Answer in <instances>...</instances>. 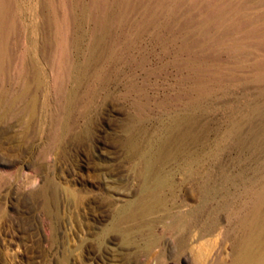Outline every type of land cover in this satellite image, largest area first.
Wrapping results in <instances>:
<instances>
[{
  "label": "rangeland",
  "instance_id": "rangeland-1",
  "mask_svg": "<svg viewBox=\"0 0 264 264\" xmlns=\"http://www.w3.org/2000/svg\"><path fill=\"white\" fill-rule=\"evenodd\" d=\"M2 18L0 76L32 86L0 97V264H192L182 234L216 264L245 180L264 188V0H6ZM146 177L164 203L131 219Z\"/></svg>",
  "mask_w": 264,
  "mask_h": 264
},
{
  "label": "bare ground",
  "instance_id": "bare-ground-1",
  "mask_svg": "<svg viewBox=\"0 0 264 264\" xmlns=\"http://www.w3.org/2000/svg\"><path fill=\"white\" fill-rule=\"evenodd\" d=\"M8 2H10V1H8ZM16 3H17V1H16ZM5 4H6V0H0V23H2V20H3L2 16H3ZM14 6H12V9ZM8 8H10V7H8ZM20 8H21V6H20ZM15 10H14V12H15ZM16 13H17V11H16ZM4 14H6V13H4ZM8 14H9V11H8ZM8 17H10V16L8 15ZM5 20H6V18H5ZM5 20H3V21L5 22ZM7 26H8V23H7ZM0 31H2V30L0 29ZM0 33H2V32H0ZM6 35H4V36H6ZM7 38H9V37L7 36ZM7 41L9 42L8 39H7ZM2 42H3V40H2ZM8 42H6V47H7ZM7 49H9V48H7ZM21 50H22V56L26 55L27 48L26 49L21 48ZM4 52H3V54H5ZM7 52H9V51H7ZM0 53H2L1 50H0ZM19 53L21 54L20 50H19ZM22 60H24L23 61L24 66H25V61L28 65L30 63L32 64V68H33L32 72L34 75V80L36 79L35 83L37 82V85H40L39 78H38L39 70H38L37 66L34 64L33 60L32 59L28 60V57L27 58L23 57ZM3 61H5V59ZM8 62H10V57H9ZM3 64H4V62H3ZM21 65H22V63H21ZM79 67H81V65ZM84 67H87V66H84ZM9 68H10V66H9ZM9 68H8L7 64L5 66H3V70H2L3 72L0 76V82H1L0 97L3 98L4 104L7 108V110L12 111L17 106V103L23 98L25 93L30 90L32 85H31V80L26 81L25 87L20 91H16L15 90L14 77H13V75L9 74V70H10ZM77 68H78V66H77ZM36 101H37L36 97L32 96L31 102H30V104H31V108H30L31 109L30 110L31 117H35V115H36V109H35ZM255 111H257V109ZM259 111H261V109ZM237 121H238V119H237ZM234 124L235 123H233V125ZM243 124H244V122H243ZM240 126H242V125L240 124ZM234 128L237 129V127H234ZM236 132H238V131H236ZM258 137H260V135H258ZM147 163L149 165L151 164L150 161H148ZM145 179L147 180V177ZM244 179H246V178H244ZM168 181L170 182V180H168ZM163 183L164 182L161 181V182L157 183V185H152L151 183L148 182V180L146 181L145 187L143 189H144V191H146L145 194H147V192L149 193V195L151 197V205L147 204L145 201H143V199H138L134 203L130 204L127 208L129 212L128 211L127 212H128V216L131 219L134 217H137L139 215H142V214L152 210L156 206H160L164 203V197L160 193V191L163 187ZM221 193L222 192H220L219 190H215L214 188L207 187L204 189L202 196H200L201 197L200 202L203 204H206L209 200L216 198L218 196V194L221 195ZM241 194L245 195L246 198H249V200H250L249 206L247 207L246 210L241 212V207L243 206V204H241V203H244L245 201H243V202L241 201L240 204L238 203L237 212H239L241 215L234 222V226H235L234 231H233L234 234H232V232L229 230L225 233V236L223 237L224 240L222 241L223 244H222L221 250L218 254V258L216 259V264H264V188L257 187V183H256V181H254V179L245 180ZM227 196H230V194L225 193V195L223 196L225 198L222 202V207L224 210L228 209L229 205H230V200L227 199ZM240 200H239V202H240ZM244 208H245V206H244ZM196 211H198V210H196ZM125 214L127 215V213H125ZM191 214H193L192 211L181 212L179 214L171 215L170 217H171L172 222L170 223L169 228L172 230H175V231L191 228L193 223H194L193 219L191 217ZM124 217H125V215H124ZM219 223L220 222L218 219L209 217V218L205 219L204 221H202V224H201L202 228L201 229L205 233H210L212 231H215V228H217V225ZM198 225H200V223ZM203 236H204V234L202 233L199 238H202ZM228 239L232 240L231 241L232 242V244H231L232 255H231V259L229 261H226L225 258L223 257V253H224V243ZM193 244L194 243H191L190 241H188L187 237H185L182 234L177 240L178 251L179 250H193L194 251V257H193V260L191 261L192 264H210V261L208 259V255L205 254L204 252H202L203 246L206 245V243L203 244L201 242L200 245H197V244L193 245ZM155 264H164L163 261L161 260V257L157 258Z\"/></svg>",
  "mask_w": 264,
  "mask_h": 264
}]
</instances>
